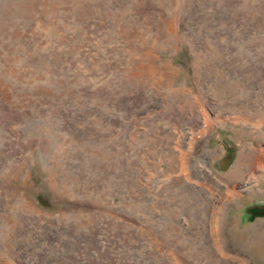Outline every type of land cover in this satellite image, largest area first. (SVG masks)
<instances>
[{"label":"rangeland","instance_id":"374dc122","mask_svg":"<svg viewBox=\"0 0 264 264\" xmlns=\"http://www.w3.org/2000/svg\"><path fill=\"white\" fill-rule=\"evenodd\" d=\"M261 209L264 0H0V264H264Z\"/></svg>","mask_w":264,"mask_h":264},{"label":"water","instance_id":"95a60500","mask_svg":"<svg viewBox=\"0 0 264 264\" xmlns=\"http://www.w3.org/2000/svg\"><path fill=\"white\" fill-rule=\"evenodd\" d=\"M231 162H232L231 158L226 159V160L223 162V164H221L222 167H223V169H227V168L229 167L228 165H230Z\"/></svg>","mask_w":264,"mask_h":264},{"label":"bare ground","instance_id":"6f19581e","mask_svg":"<svg viewBox=\"0 0 264 264\" xmlns=\"http://www.w3.org/2000/svg\"><path fill=\"white\" fill-rule=\"evenodd\" d=\"M208 122H209V121H208ZM206 123H207V120H206ZM208 125H209V124H208ZM207 127H210V126H207ZM193 138H194V136H193ZM191 140H192V141L189 142V143L194 144L195 141L193 142V139H192V138H191ZM195 140H196V139H195ZM196 144H197V142H196ZM261 164H262V163H261ZM261 164H259V165H261ZM262 166H263V165H262ZM9 177H10V176H9ZM1 180H2V179H1ZM1 183H2V181H1ZM4 183H5V182H4ZM4 186H5V185H4ZM4 186H1V188L4 187ZM6 186H7V184H6ZM6 186H5V187H6ZM6 189H7V188H6ZM5 191H6V190H5ZM14 228H15V227H14ZM218 228H220V227H218ZM220 246H221V245H220Z\"/></svg>","mask_w":264,"mask_h":264},{"label":"trees","instance_id":"16d2710c","mask_svg":"<svg viewBox=\"0 0 264 264\" xmlns=\"http://www.w3.org/2000/svg\"><path fill=\"white\" fill-rule=\"evenodd\" d=\"M257 211L256 214L254 216H257V215H264V209H261V210H255Z\"/></svg>","mask_w":264,"mask_h":264}]
</instances>
